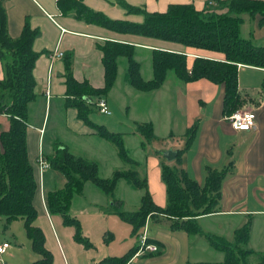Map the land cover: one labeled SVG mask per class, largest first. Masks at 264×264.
<instances>
[{"label": "crops", "instance_id": "obj_1", "mask_svg": "<svg viewBox=\"0 0 264 264\" xmlns=\"http://www.w3.org/2000/svg\"><path fill=\"white\" fill-rule=\"evenodd\" d=\"M0 1L5 9L9 36L19 37L26 21L32 28L38 30L33 41V49L39 53L33 69L36 96L28 107L26 135L28 158L34 167L39 152H42L43 156L52 153L55 141H60L75 155L95 160L99 165V175L102 177L110 176L115 169L129 167V164L120 160L111 142L98 136L94 128L81 120L75 108L64 105L66 99L64 75L68 53L71 54L70 68L73 77L79 82L86 80L94 88L104 86V70L98 46L105 40L129 42L135 46V50L150 51V71L144 76L142 67L140 70L145 80L152 77L151 50L154 48L185 52L189 56L188 67L192 65L193 57L222 58L221 54L215 52L185 48L156 39L117 34L97 24L77 19L72 14L63 13L59 9L57 0ZM110 1L84 0L89 7L104 12L110 18H126L137 22L142 20L140 15L126 14ZM126 1L144 6L148 11H165L171 3H192L197 10H201L205 3L211 0ZM241 17V36L264 45V22H259L260 15L251 16L243 13ZM54 49L61 51L63 55L51 59L49 53ZM134 58L140 63L135 51ZM124 59H119L115 82L103 96L110 114H103L106 117L96 116L101 113L97 111L96 100L93 99L94 109L89 114V119L96 124L104 125L109 131L121 133L129 155L128 141L134 138V142L139 144L141 155L139 158L134 157L139 162L137 171L140 176L146 177L148 191L155 204L160 207H165L167 204L165 185L160 175L163 164L184 170L187 176L199 185L205 182L207 166L218 170L228 167L229 172L221 183L219 210L198 216L197 221L204 232L221 236L232 242L235 230L250 220L248 247L255 252H263L264 67L238 64V92L242 100L240 107L255 114L254 127L243 131L234 130L226 119L227 116L222 112L224 93L222 84L206 79L184 82L173 71H171L172 75L168 71L165 81L159 88L140 91L126 80ZM2 78L3 69L0 60V79ZM146 122L151 123L153 127L154 136L149 141L136 131L137 124ZM6 126V116L0 114V128L4 129ZM168 149L176 151L170 161L163 155ZM182 149L184 150L178 154ZM178 155L180 164L175 161ZM64 181V177L50 167L44 171L41 189L39 188L33 201L38 211L37 218L39 215H57L48 212L44 196L46 191L62 187ZM122 182L128 184L125 180H119L115 192ZM88 185L90 183L86 182L84 189ZM115 192L113 197L104 194V197H101L102 204H94V207L100 209L108 205L111 198L120 202L122 207L124 199ZM76 196L82 198L83 192ZM76 196L73 197L70 209L75 203ZM110 205L113 206V202ZM114 218L118 217L114 216ZM113 223L116 227L114 231L131 230L128 223V225H118L116 219ZM145 231L147 241L155 244L156 250L139 254L135 251L126 263L187 264L223 260V252L211 247L202 235H191L184 229L172 230L170 219L168 220L163 214L148 217ZM55 239L53 245L54 234L52 231L46 232L45 247L54 253L52 264H58L57 260H63V264H73L66 257L62 242ZM136 241H139V237ZM127 250L121 247L117 250H109L104 256L95 255L92 264H98L104 257L120 256ZM36 255L29 256L25 264L31 258L32 261L38 258ZM205 257H209V260Z\"/></svg>", "mask_w": 264, "mask_h": 264}, {"label": "trees", "instance_id": "obj_2", "mask_svg": "<svg viewBox=\"0 0 264 264\" xmlns=\"http://www.w3.org/2000/svg\"><path fill=\"white\" fill-rule=\"evenodd\" d=\"M63 13L87 23H94L117 34L145 37L222 55L221 59L204 56L193 57L187 66L188 54L183 51L154 48L151 50L152 77L145 80L141 76V65L134 58L135 46L119 40H105L98 46L104 70V86L92 87L86 80L79 82L72 74L70 56H66L64 105L77 110V116L94 128L97 135L111 142L127 169H115L110 176L99 175V165L95 160L73 154L67 146L55 141L54 151L45 154L50 168L64 177L62 187L46 191L44 199L50 214L61 216L65 225L75 228V239L86 248L92 243L80 230L79 221L70 214L73 197L83 192L86 182H91L103 194L113 197L119 180H125L131 187L142 189L139 207L133 211L121 208L120 202L111 198L113 210L118 217L131 226V235L138 239L148 217L163 214L170 219V228L184 229L193 235H202L208 244L223 252L222 261H199L187 264H264V251L255 252L248 247L250 220L234 232L233 241L204 232L197 217L219 210L221 183L229 169L207 166L203 185L187 176L184 170L163 164L161 179L165 185L167 204L160 207L152 199L147 188L146 177L139 175V162L129 155L123 136L109 131L104 125L89 119L94 100L107 94L113 86L120 58L126 60L125 77L128 83L140 91L159 88L168 71H173L182 81L206 79L222 84V112L228 116L241 106L238 92V64L264 67V45L245 39L240 34L241 15H260L264 22V0H211L197 10L192 3H171L165 11H148L144 6L126 0H111L126 14L140 15L142 20L110 18L104 12L85 4L84 0H57ZM38 34L28 21L23 25L17 38L7 32L6 13L0 1V60L3 78L0 79V114L6 116L7 126L0 128V217L4 228L16 219H21L32 250L39 256L30 264H52L53 256L45 247V236L35 225L38 211L34 198L39 191L37 165L29 161L27 152L28 107L35 99V78L33 69L39 53L33 49V41ZM264 90V83H263ZM94 99V100H93ZM145 140L153 138L151 123L136 125ZM191 138V136H190ZM189 138V139H190ZM188 142V140H187ZM182 150H179L180 154ZM179 155L175 161L180 164ZM37 160V159H36ZM138 248V241L120 256L104 257L98 264H125Z\"/></svg>", "mask_w": 264, "mask_h": 264}, {"label": "rangeland", "instance_id": "obj_3", "mask_svg": "<svg viewBox=\"0 0 264 264\" xmlns=\"http://www.w3.org/2000/svg\"><path fill=\"white\" fill-rule=\"evenodd\" d=\"M149 53L150 51L146 52L141 49L135 50V56H137L140 61L144 76L150 71ZM169 74L172 75V72L170 71ZM236 110L246 109L238 107ZM96 116L106 117V115L103 114H96ZM134 141V138H131V140L128 141L129 143H127L130 148V155L133 158H139L141 155V149L139 144ZM89 183L90 185L83 190V197H75V203L70 209V214L78 219L82 234L90 240L92 246L86 248L82 242H78L75 239L74 226L65 225L59 215H39L35 223L42 229L44 236L46 235V232L52 231L54 234V240H52L53 245L56 241L55 238L60 240L66 252L67 259L73 264H92L95 255L100 254L101 256H104L109 250H117L121 247H123L124 250H127L131 245L133 246L136 243V238L131 235V231H114L116 228L113 223L114 219H116L118 225L128 224L121 220L114 212L112 205H110L112 200L109 201L108 205L106 204L103 207H100V209L94 207V204H102L101 197H104V194L91 182ZM91 185H93V187ZM141 192H143L142 189H135L129 184L122 182L121 186H119L115 193L121 195L124 199V204L121 208L126 211H133L139 207L140 198L143 194ZM114 216H117L118 218H114ZM113 234L115 237H113ZM4 241L10 244V249L8 248L6 253L1 254L0 264H25L29 256L32 255L34 257V255H36L32 250L31 241L26 234L21 219L13 220L5 229L4 220L0 217V244ZM47 249L53 256V251L48 247ZM205 258L209 260V257ZM31 259H29L26 264H30V261H32ZM35 259H37V257L33 260ZM57 263L63 264V260H57Z\"/></svg>", "mask_w": 264, "mask_h": 264}, {"label": "built area", "instance_id": "obj_4", "mask_svg": "<svg viewBox=\"0 0 264 264\" xmlns=\"http://www.w3.org/2000/svg\"><path fill=\"white\" fill-rule=\"evenodd\" d=\"M49 17L52 19L51 16ZM62 55L63 53L61 51H58L57 49H54V51L49 53V57L51 59L55 57H60ZM95 106L99 113L110 114L108 104L103 97L98 98L96 100ZM226 119L230 122V125L234 130L246 131L252 129L255 125V114L251 110H235L230 115H228ZM36 165L38 169L39 186L41 189L43 173L46 169L50 167L49 162L44 158L42 152H39V155L36 160ZM9 247L10 244L8 242L6 241L2 242L0 244V255L5 253ZM156 248L157 247L155 244L149 243L147 241V235L144 227L143 232L139 236L138 248L135 253L139 254V253H143L144 251H155ZM126 264H131V263H126Z\"/></svg>", "mask_w": 264, "mask_h": 264}, {"label": "water", "instance_id": "obj_5", "mask_svg": "<svg viewBox=\"0 0 264 264\" xmlns=\"http://www.w3.org/2000/svg\"><path fill=\"white\" fill-rule=\"evenodd\" d=\"M175 154H176V151H173L170 149L163 152L164 157L169 161L174 158Z\"/></svg>", "mask_w": 264, "mask_h": 264}]
</instances>
